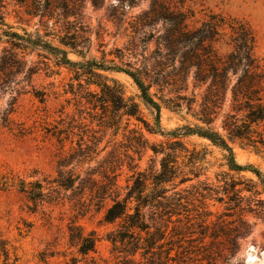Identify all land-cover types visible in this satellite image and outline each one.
Returning <instances> with one entry per match:
<instances>
[{
	"label": "trees",
	"instance_id": "1",
	"mask_svg": "<svg viewBox=\"0 0 264 264\" xmlns=\"http://www.w3.org/2000/svg\"><path fill=\"white\" fill-rule=\"evenodd\" d=\"M13 1L26 15L38 18L46 32L33 37L26 30V35L10 31L2 12L4 0H0V101L11 95L0 107V131L7 129L21 137L27 134L14 120L19 97L24 94L18 89L19 77L32 79L42 70L40 62L27 69L24 61L27 52L38 51L40 57L54 58L57 68L65 67L74 73L72 81L79 89L75 92L72 88V93L80 103L84 100L97 111L100 126L114 129L115 135L122 131L134 152L148 148L153 151L149 168L142 169L140 163L128 164L133 171L132 183L124 194L118 183V172L124 166L121 153L115 154L114 162L101 172L103 182L94 179V169H89L86 177L78 172L92 161L95 143H80L77 149L62 155L54 180H22L16 184L18 190L36 207L51 202V196L62 190L77 191L80 205L86 204L87 196L98 209L111 200L103 220L118 223L117 229L107 235L117 264H189L193 255L204 264L220 260L231 264L257 226L246 217L253 215L264 222V174L252 165H240L234 152L236 144L256 152L264 149V130L259 131L264 127V65L256 55V35L249 23L212 13L198 26L200 21L185 0ZM88 9L106 10L108 21L118 31H124L129 38L124 51L131 52L126 62L123 50H119L121 64L86 60L94 33L100 38L103 29L99 24L95 31L86 21ZM44 37L57 39L59 46ZM224 42L231 47L225 54L218 47ZM2 43L8 45L1 49ZM68 50L84 61L70 59ZM47 69L51 75L59 74L49 66ZM106 73L130 77L138 95L128 97L122 83ZM153 88L157 91L152 92ZM32 95L42 104L48 98L44 90L34 89ZM141 105L155 114L153 124L144 118ZM163 105L185 113L195 123L176 129L167 143L150 145L139 125L150 134H163ZM133 120L139 125L130 129ZM63 131L59 129L55 134L62 145ZM190 136L205 139L220 149L227 167V171L217 174L218 185L200 182L202 199L198 208L202 211L190 209L192 203L183 195L188 190L175 191L208 171V153L189 150L183 142ZM248 172L257 180L246 177L244 173ZM209 201L225 205V211L212 223L207 222L211 214ZM69 231L70 241L80 255L96 250L95 232L85 235L81 227L74 225ZM18 261L10 242L0 237V264ZM77 263L73 258L70 264Z\"/></svg>",
	"mask_w": 264,
	"mask_h": 264
},
{
	"label": "rangeland",
	"instance_id": "2",
	"mask_svg": "<svg viewBox=\"0 0 264 264\" xmlns=\"http://www.w3.org/2000/svg\"><path fill=\"white\" fill-rule=\"evenodd\" d=\"M185 2L186 6L196 13V19L200 21L196 24L198 26L212 13L249 23L256 35V55L264 65V0H185ZM2 12L5 14L9 27L12 28L10 31L26 35V30L33 37L45 35V27L40 20L26 15L13 0H4ZM85 14L86 21L92 24L95 31L99 29V24L103 27L100 38L94 33L93 46L86 60L96 59L108 65L112 61L121 64L119 50L124 51L129 45V38L125 36L124 31H118L108 21L105 16L106 10L88 9ZM5 30L9 28L5 27ZM44 39L59 46L57 39L52 37H44ZM7 45L2 43L1 49ZM154 47L155 45L152 44L151 48L154 49ZM218 47L223 54L231 50L226 42L222 47ZM128 53L131 52L124 51L125 62L128 60ZM69 57L74 61H84L72 52L69 53ZM24 61L27 62V69L40 62L42 70L33 75L32 79H26L24 75L19 77L21 84L18 89H21L24 94L19 97L14 120L27 130V134L21 137L7 129L0 131V237L10 242L13 253L19 258L17 264H70L73 258L78 260L77 264H117L118 260L112 253L113 247L107 240V235L117 229L118 223L107 224L103 220L106 209L112 204L111 200H107L103 208L98 209V205L92 204L87 196L86 204L80 205L77 203L80 198L77 191L62 190L51 196L53 197L51 202H44L36 207L24 193L18 190L16 184L22 180L27 183L35 180H54L58 176L57 163L62 155L71 153L80 143L88 145L95 143L97 150L96 154L92 155V161L85 164L78 172L82 174V177H86L87 171L94 169L96 172L94 179L99 183L103 182L101 172L107 164L114 162L115 154L121 153L124 166L118 172L120 174L118 183L124 194L126 188L132 183L133 171L129 169L128 164L140 163L142 169L149 168L153 151L148 148L134 152L132 143L127 140L122 131L115 135L114 129L100 126L97 111L92 110V107L84 100L80 103L72 93V88L75 92L79 89L77 82L72 81L74 73L65 67L57 68L54 58L40 57L39 52L35 51L27 52ZM48 66L59 74L51 75V71L47 69ZM106 74L122 83L128 97L138 95L136 85L127 75ZM34 89L47 92L48 98L45 104L33 97ZM156 91L153 88L152 92ZM25 92L30 93L25 94ZM10 96L7 94L1 99L0 107L6 105ZM141 109L144 118L153 124L155 116L153 111L145 105H141ZM132 123L130 129L136 124L139 125L135 120ZM190 123H195L191 117L185 113L174 112L163 105L161 111L163 134H150L142 124L139 128H142L150 145H160L172 140L170 134L176 129ZM59 129L65 132L63 145L55 136ZM263 130L264 127H260L259 131ZM183 142L189 150L196 148L198 151L203 150L208 153L205 164L208 167L206 174L199 179L180 185L175 190L179 192L188 190L183 195L187 196L192 203L190 209L202 211L198 208L202 199L199 195L200 182L206 181L218 185L217 174L227 171L223 152L212 146L209 141L197 136L185 137ZM234 152L240 165H252L264 174V149L262 152H256L236 144ZM125 154H129L135 160L128 159ZM244 175L257 180L250 172ZM261 198L264 199V194ZM208 204L211 214L207 222L212 223L225 211V205L214 201H209ZM246 219L252 223L256 222L257 226L254 233L243 241L241 251L232 258L231 264H264V222L260 219L256 220L253 215H248ZM71 225L81 227L85 235L95 232L98 242L94 252L87 256L78 253V247L70 241ZM226 254L229 255L230 252L227 251ZM189 264L204 263L193 255ZM217 264L225 263L220 260Z\"/></svg>",
	"mask_w": 264,
	"mask_h": 264
}]
</instances>
